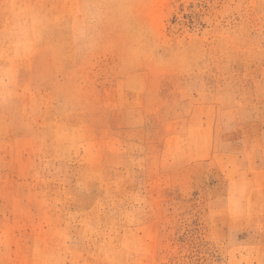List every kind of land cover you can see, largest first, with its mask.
Returning <instances> with one entry per match:
<instances>
[{
    "label": "rangeland",
    "instance_id": "374dc122",
    "mask_svg": "<svg viewBox=\"0 0 264 264\" xmlns=\"http://www.w3.org/2000/svg\"><path fill=\"white\" fill-rule=\"evenodd\" d=\"M0 264H264V0H0Z\"/></svg>",
    "mask_w": 264,
    "mask_h": 264
}]
</instances>
